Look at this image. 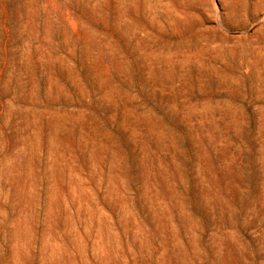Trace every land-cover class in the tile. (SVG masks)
<instances>
[{
	"label": "rangeland",
	"instance_id": "374dc122",
	"mask_svg": "<svg viewBox=\"0 0 264 264\" xmlns=\"http://www.w3.org/2000/svg\"><path fill=\"white\" fill-rule=\"evenodd\" d=\"M263 16L0 0V264H264Z\"/></svg>",
	"mask_w": 264,
	"mask_h": 264
},
{
	"label": "crops",
	"instance_id": "0c3cea01",
	"mask_svg": "<svg viewBox=\"0 0 264 264\" xmlns=\"http://www.w3.org/2000/svg\"><path fill=\"white\" fill-rule=\"evenodd\" d=\"M243 34L245 36L248 34L250 38H253V46L251 47L253 49L254 81L255 87L261 92L257 94L259 98L255 100V104H258L264 102V16L259 17L247 30L240 32V35Z\"/></svg>",
	"mask_w": 264,
	"mask_h": 264
}]
</instances>
